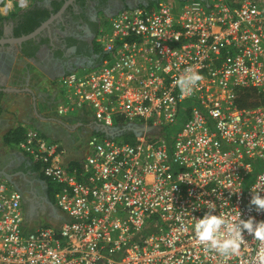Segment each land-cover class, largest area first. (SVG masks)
<instances>
[{"label":"built area","instance_id":"1","mask_svg":"<svg viewBox=\"0 0 264 264\" xmlns=\"http://www.w3.org/2000/svg\"><path fill=\"white\" fill-rule=\"evenodd\" d=\"M30 3L0 0V16ZM95 42L102 62L59 79L56 111L88 107L111 128L123 120L131 139L92 133L69 164L59 142L26 130L15 147L57 186L69 219L26 231L24 194L0 175V264H260L264 241L245 232L239 255L224 257L194 224L209 211L264 220L249 205L253 188L264 196V104H237L245 87L264 93V0L127 7L102 21ZM187 69L202 79L184 94L176 81ZM183 113L171 142L168 126Z\"/></svg>","mask_w":264,"mask_h":264},{"label":"crops","instance_id":"2","mask_svg":"<svg viewBox=\"0 0 264 264\" xmlns=\"http://www.w3.org/2000/svg\"><path fill=\"white\" fill-rule=\"evenodd\" d=\"M53 1L38 0V3L51 6ZM86 1L72 0L64 10ZM157 1L146 0L139 5L154 7ZM134 6L138 4L118 9L101 7L96 12L99 25L95 32L78 24L71 34L58 33V23H61V16L65 15L63 10L62 15H58L60 19L50 22L34 39L39 46L34 56L23 54L24 42L16 45L13 68L6 85L0 88L3 93L0 102V175L24 194L26 231L47 225L59 226L69 218L58 208L55 197L52 201L40 192L36 181L41 173L40 167L15 144L5 143L4 136L17 127L36 129L62 145L65 163L73 164L83 158L87 153L88 137L92 133L102 132L98 130L101 123L88 107L66 115L57 113L56 108L64 99L59 79L70 72L99 65L104 58V52L95 42L100 24L106 17ZM8 23L14 25V21ZM21 182L27 187H20ZM43 213L47 215L46 225L40 221Z\"/></svg>","mask_w":264,"mask_h":264},{"label":"clouds","instance_id":"3","mask_svg":"<svg viewBox=\"0 0 264 264\" xmlns=\"http://www.w3.org/2000/svg\"><path fill=\"white\" fill-rule=\"evenodd\" d=\"M201 79L200 74L187 69L186 73L177 79L176 84L182 93L187 94L192 92L193 87ZM236 192L239 190L233 191V193ZM252 192L253 195L249 201L250 207H254L256 212L264 211V196H261L260 191L254 188ZM220 195L222 194H219L218 197ZM209 208L214 210L215 203H212ZM239 215L241 216V213ZM194 230L198 241L206 248H211L224 257L239 255L245 232L249 236L264 241V220L257 221L254 216L233 221L225 218L223 214L217 215L213 211H209L196 220ZM259 261L260 264H264V254H259Z\"/></svg>","mask_w":264,"mask_h":264},{"label":"flooded vegetation","instance_id":"4","mask_svg":"<svg viewBox=\"0 0 264 264\" xmlns=\"http://www.w3.org/2000/svg\"><path fill=\"white\" fill-rule=\"evenodd\" d=\"M145 1L146 0H88L84 2V4L82 2H79L78 4L73 5L71 9H68L67 11L64 10L65 15L61 16V14V19L58 16L53 18L51 22H56L59 19L61 20V23H58V25H60L58 26L60 27L58 33L71 34L74 29V26H77L78 24H83L84 27L88 28L91 32H95L99 25L96 12L101 7L118 9L126 5H139ZM63 5L57 13H54L52 15H58V13H60V11L62 10ZM40 34H37L31 39H28L33 40V42L31 43L28 40L24 41L26 45L25 47L23 46V48H26L30 52H38L39 46L34 39H36ZM11 37H15L13 34V26L9 25V23H6L4 34L0 38L9 39ZM16 45L17 44L15 43L9 42L0 44V88L6 85V79L13 68L14 56L17 49ZM122 128L125 129L124 126ZM39 174L40 175L36 178V181L39 184L40 192L43 194V197L51 199V188L47 180L42 176V172ZM20 187L24 188L27 187V185L21 182ZM23 200H25V197Z\"/></svg>","mask_w":264,"mask_h":264},{"label":"trees","instance_id":"5","mask_svg":"<svg viewBox=\"0 0 264 264\" xmlns=\"http://www.w3.org/2000/svg\"><path fill=\"white\" fill-rule=\"evenodd\" d=\"M65 1L66 0H54L51 6H45L44 4H39L38 0H31L30 5L26 9L13 11L8 16H0V37L3 36L5 25L9 21H14L13 34L15 37H20L32 33L37 28H39L44 22H46L52 14L57 13ZM28 41L30 43L33 42V40ZM25 45L26 43H23V46ZM23 54L27 57H31L35 55V52H30L26 48H23ZM2 95L3 93L2 91H0V102ZM237 104L242 108L257 107L261 104H264V93L258 92L253 87H245L241 89L238 93ZM125 125L126 123L123 120H116L114 124V126L117 128H122ZM25 134L26 130L17 127L6 133V135L4 136V141L7 144H15L21 141L25 137ZM124 136L127 139H131L130 133H125ZM42 176L45 178L43 173ZM46 180L51 188V200L53 201L55 197V192L57 191V186H54V184L48 179Z\"/></svg>","mask_w":264,"mask_h":264},{"label":"water","instance_id":"6","mask_svg":"<svg viewBox=\"0 0 264 264\" xmlns=\"http://www.w3.org/2000/svg\"><path fill=\"white\" fill-rule=\"evenodd\" d=\"M72 0H67L64 5L62 10L60 11V13H58V15H60L62 13V11L66 8V6L71 2ZM58 15H52L46 22H44L39 28H37L35 31H33L30 34L27 35H23L20 37H11L9 39H5V38H0V44H4V43H15V44H22L24 41L31 39L33 37H35L37 34H39L44 27H46L52 20L53 18L57 17ZM133 130V126L131 125V127H125V129H121V128H111L108 127L106 125L101 124L100 128L98 129L99 131H102L103 133L110 135V136H116V135H123L125 133H127V130Z\"/></svg>","mask_w":264,"mask_h":264},{"label":"rangeland","instance_id":"7","mask_svg":"<svg viewBox=\"0 0 264 264\" xmlns=\"http://www.w3.org/2000/svg\"><path fill=\"white\" fill-rule=\"evenodd\" d=\"M184 107H188V104H185ZM185 117H186V113H183L176 123L168 126L169 138L171 139V142L173 141L176 132L182 127V123H183ZM254 163H255L256 169L251 174V176L249 177L250 181L254 180L257 177V175L262 171V168H263L262 159L257 158ZM54 186H56V185L54 184ZM40 221L43 225H46L47 215L45 213L41 214Z\"/></svg>","mask_w":264,"mask_h":264}]
</instances>
